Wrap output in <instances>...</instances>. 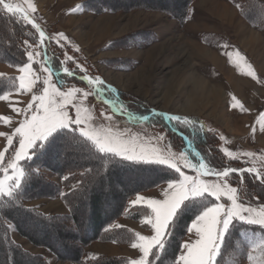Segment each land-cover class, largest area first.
Masks as SVG:
<instances>
[{"label": "rangeland", "instance_id": "1", "mask_svg": "<svg viewBox=\"0 0 264 264\" xmlns=\"http://www.w3.org/2000/svg\"><path fill=\"white\" fill-rule=\"evenodd\" d=\"M5 2L21 9L18 15L15 14L16 20L20 23L32 27L23 19L28 15L34 17V22L44 31L43 42L39 32L36 31V43L24 44L27 51L41 53L40 56L34 57L31 67L42 79L49 75L47 71L41 69L42 64L45 68H50V59L45 64L47 57L45 49L48 48L59 54V60L64 59L65 53L73 56L81 67L87 69L90 78L99 77L103 81L101 86L103 91L100 93L93 92L87 97L82 93L75 94L81 115L89 118L88 126L95 129L98 134H108L125 142L137 154L145 151L154 155L172 157L170 163L177 165L185 175L195 177L197 171L189 167V164L198 166L201 162L189 152L191 146L185 149L183 146L175 147L170 144L163 127L154 123L157 121L156 118L161 117L152 115V111L196 117L204 123L206 130L216 134L218 149L227 160L246 163L249 165L248 169L256 174L258 171H264V149L259 145L261 143L259 137L264 136V17L254 23L247 22L241 16L242 3L239 0H192L188 14L182 21L168 14L169 11L179 12L177 0H5ZM29 3L36 8L35 13L29 9ZM103 3L108 4L111 10H106L104 7L103 10L94 12L89 8L91 4L99 7ZM0 7L3 9L1 5ZM59 33H63L67 40H61L58 44ZM18 68L0 63V71L8 72L2 75L13 76L17 81L16 90L4 94L7 96L6 100H0V117H11L7 123L0 121V132L8 135H11L14 127L19 126V122L24 119V116L13 111V108L23 109L30 103H35L32 101L33 93L20 94L17 91L18 77L22 75ZM65 68L74 70L77 75L75 80L67 76L64 72ZM83 74L72 61H67L61 64L58 71L51 70L50 79L55 83L53 77H58L57 87L64 92L70 91L73 87L87 91L90 86L86 81L80 80ZM42 79L37 82V87L41 91ZM198 85L202 89L200 88L197 93ZM109 89L123 93L121 100L132 99L131 103L141 105L149 111L148 119L151 117L154 119L142 120L135 111L139 113L140 106L135 110L122 106L117 103L116 98L111 95L113 91ZM33 92H36V88ZM212 92L217 93V102L211 98L208 100ZM196 94L202 97V101L199 98L197 100ZM203 99L207 101L204 102ZM105 101H113L114 104L109 105ZM72 114H75L74 107ZM13 140L15 141L16 137H13ZM16 146L18 147V144ZM10 147L6 138L0 136V151L7 149L4 167H7L9 158L14 155L11 150L9 151ZM56 155L59 157L58 154ZM116 157L123 159L120 156ZM72 159L80 165H84L88 160L81 156ZM159 165L177 173L174 181L182 179L175 167H169L168 164ZM207 169L206 167L200 169L202 181L216 184L226 182L229 187L237 189V195L242 202H245L246 193L242 180L234 179L238 184L232 186L233 180L230 176L225 181L213 173H208ZM15 174L10 168L7 171L0 168V180L4 181L5 189L11 184V178ZM45 175L57 185L62 183V179L55 175ZM132 179L133 176L126 175L122 179H117L118 181H113L111 185L104 183L102 188L92 193V195H100L99 207L102 212L106 214L112 208V204L117 202L115 198H110L109 193L116 192L120 188L128 189L135 182ZM139 181L142 183L146 180L141 176ZM168 183L136 194L127 200L124 214L117 220L122 218L120 221L124 222L119 224L123 223L125 227H130L126 229L135 234L129 239L131 240L129 244L96 241L83 250L82 259L91 261L97 256L123 258L126 259L124 264L139 259L141 255L139 248L131 247L133 243H143L138 240L137 234L147 239H151L154 235L151 226L143 222L146 216L154 215L147 201H162L165 198L163 191ZM73 186L74 184H71L69 187L73 188ZM69 187L63 192L69 191ZM137 196L142 199L133 204L132 201ZM209 198L214 200L212 197ZM82 200L81 211L89 216L90 201L87 196ZM221 201L230 203L226 196H223ZM60 202L59 199L41 198L25 202V205L47 215H67L66 207ZM259 203L255 200L250 206L255 209L252 213L255 216L259 215L262 206ZM136 206L146 207L149 213L146 212L145 216L133 221L126 215ZM241 223L244 224L233 221L230 225L229 228L238 229L235 234L229 230L226 232L216 264H264V228L259 225H249L256 227V230H251L247 224H244L247 225L244 227ZM111 225L109 227L113 228ZM28 226H21L22 230L33 237H42L49 243L61 241L49 234L45 227L36 225L28 228ZM242 227L244 230H240ZM9 230L11 241L22 250L42 257L47 264H62L58 263L52 253L45 248L31 245L26 239L21 238L12 226ZM197 238L195 229L192 233L187 231L177 258L184 251L183 245ZM0 264H3L2 256H0ZM16 264L27 263L17 259ZM172 264H175V261Z\"/></svg>", "mask_w": 264, "mask_h": 264}, {"label": "trees", "instance_id": "2", "mask_svg": "<svg viewBox=\"0 0 264 264\" xmlns=\"http://www.w3.org/2000/svg\"><path fill=\"white\" fill-rule=\"evenodd\" d=\"M191 1L177 0V5L180 7L179 12L169 11L168 14L178 21L184 20L188 14ZM239 1L242 3L241 16L247 22L254 23L259 18L264 17L263 1ZM107 5L103 3L96 7L97 5L91 4L89 8L94 12L95 10L101 11L104 7L106 10H111ZM1 6L3 7V5ZM16 14L18 15V13ZM15 16L5 12L0 7V63L7 64L10 67H20L27 62L24 44L27 41L34 45L37 38L36 30L20 23ZM126 43L128 44V42ZM45 54L50 57L51 70L53 72L58 71L61 66L59 54L48 48L45 49ZM76 77L77 75L73 76V79L75 80ZM57 78L54 76L53 80L59 86ZM16 86L15 77L0 75V95L15 91ZM111 95L116 98L117 103L130 110H135L137 106H140L139 113L135 110L140 117L149 116V111L141 105L131 103L132 99L121 100V97L124 96L123 93L111 92ZM179 117L194 120L196 123L188 125L178 121L165 122L162 118H156L157 121H154V123L163 127L162 129L167 133L170 144L175 147L183 146L185 149L191 146L189 152L194 157H198L199 162L202 161L206 168H213L217 171H222L225 168L248 169L247 166L249 165L246 163L226 159L218 149L216 134L206 130L202 121L196 117ZM151 119H154V117L149 118L147 121H152ZM11 148L12 146L9 151ZM77 156L85 157L88 160L84 165H80L72 159V157ZM194 162L198 163L195 160ZM21 166L25 171V176L20 187L11 198L0 197V256H2L3 264H16L17 259H21L27 264H47L42 257L29 254L11 241L9 236L10 226L31 245L45 248L52 253L58 263L124 264L126 259L104 256H97L91 261H85L82 259L83 250L96 241L129 244L131 241L129 239H132L135 234H132L126 228L109 227L124 214L127 200L163 183L174 181L177 175L174 170L159 164L126 162L112 154H97L90 141H86L78 134L74 135L62 129L56 130L47 137L42 142V146L40 144L34 146L31 150V159L22 161ZM34 169H39V171ZM84 169H92L94 172L102 171L100 175L95 177L93 182L89 183L85 177L80 176L81 171ZM146 173L149 175H146ZM45 174H52L61 178V186L48 180ZM257 174H264V171H258ZM126 175L133 176L132 181H135L134 184L126 190L120 188L116 192L109 193L110 198H115L117 202L112 204V208L105 214L99 207L100 195H92V193L102 188L104 183L111 185L113 181H118L117 179H122ZM255 175L256 173H253V171L231 172L229 174L233 180L232 186L238 184L234 179L242 180V186L246 193L245 205L252 206L256 200L264 206V184L254 179ZM141 176L146 181L138 182ZM64 177H68V179H63ZM71 184H74V186L82 184L83 186L70 188ZM68 187L70 190L63 192ZM85 196L88 197L91 205L89 216L81 211L82 198ZM256 197L260 199L257 200ZM41 198L59 199L66 207L68 214L47 215L25 205V202ZM211 202L214 203L215 201L203 196L189 199L181 204L168 226L167 235L163 241L164 247L159 250L153 249L154 252L149 258L152 264H172L175 261L181 249V242L187 234L189 224L205 210L206 206H210ZM146 212H148L146 207L136 206L131 208L126 216L128 219L137 221L145 216ZM26 225H29L28 228L36 225L45 227L48 229L49 234L56 236L61 241L49 243L42 237H33L27 231L22 230L21 226ZM242 225L244 226V224ZM244 227L240 230H244ZM249 227L251 230H256V227ZM237 229L234 227L228 230L235 234Z\"/></svg>", "mask_w": 264, "mask_h": 264}, {"label": "snow or ice", "instance_id": "3", "mask_svg": "<svg viewBox=\"0 0 264 264\" xmlns=\"http://www.w3.org/2000/svg\"><path fill=\"white\" fill-rule=\"evenodd\" d=\"M0 5H3V10L5 12L12 13L13 15L21 11L18 6L6 3L5 0H0ZM28 7L35 13L36 8L31 3L28 4ZM23 19L30 24L33 29L39 32L41 42H43L45 34L43 29L34 22L35 18L25 15ZM61 40H67V37H65L63 33L58 34L57 43L59 44ZM25 43H27V41ZM29 47H31V45H29ZM40 55L41 53L39 51H27L28 62L18 68V71L22 75L18 77L19 88L17 91H19L20 94L24 92L33 93L32 101L35 103H30L27 108L23 109L13 108V111L22 114L24 119L19 122V126L14 127V131L11 135L0 132V136H4L8 144L12 146L11 151L14 154L9 158L7 167H4L5 152L7 149L5 151H0V168H3L4 171L10 168L13 173H16L11 178L12 182L8 185L7 189L4 188V181L0 180V197L11 198L20 187L25 176V171L21 166V162L31 159V150L34 146L37 144L42 146V142L47 137L57 129H62L74 135L78 134L86 141H90L97 154H112L131 161L168 164L169 167H175L176 171L180 173L182 179L168 183L167 188L163 191L165 198L162 201H147V205L151 208L154 215L146 216L143 222L151 226L154 235L151 239H147L145 236L137 234L138 240L143 241V243H133L131 247L134 249L139 248L141 255L139 259L131 260L130 264H152L149 258L154 252L153 249L159 250L164 247L163 241L167 235L170 222L181 204L190 198L206 196L208 198H214L215 202H211L210 206H206L205 210L192 222L191 227L187 228L189 233H192L193 229H195L198 238L193 242L183 245L184 251H182L181 255L175 260V264H216L217 255L221 248L223 238L233 221L243 222L247 225H259L261 228H264V206H261L259 215L255 216L252 214L255 209L246 206L245 203L241 201V198L237 195L236 188L229 187L226 182L216 184L202 181L200 179V169L205 168L202 161L198 166L189 164V167L197 171L195 177H190L185 175L177 165L170 163L172 157L154 155L145 151H141L137 154L133 149H130L125 142L108 134H98L95 129L88 126L89 118L81 115V108L76 103L75 94L82 93L84 97H87L93 94V92L100 93L103 91L101 87L103 86V81L100 80L99 77L90 78L87 74V69L81 67L73 56L65 53L64 59L61 60L60 63L63 65L67 61H72L76 67L80 69V72L84 73L80 76V80L86 81L90 87L87 91L78 87H73L70 91L64 92L57 87L56 83L51 81V68H45L44 64L41 65V69L47 71L49 74L48 77L43 79L33 71L31 63L34 57ZM49 59L50 57L45 58V64H47ZM64 72L67 73L68 77L76 75L74 71L68 68H65ZM41 79L43 84L42 91L37 87V82L41 81ZM34 88H36V92H33ZM109 90L115 91L114 89ZM6 99L7 96L0 95V100ZM105 103L109 105L114 104L113 101H105ZM73 107L75 108L74 115L72 114ZM152 115L160 116L162 119L170 122L178 121L188 125L196 123V121L191 119H181L179 116L159 113L154 110L152 111ZM141 119L147 121L148 116L144 115ZM10 120L11 117L8 116L0 117V121H4L5 123ZM10 127L13 126L10 125ZM13 137H16L15 141ZM159 139L162 140L163 137H159ZM221 139L224 138L221 137ZM17 144L18 147L16 146ZM229 155L232 154L229 153ZM245 155L250 154L245 153ZM181 158H183V156ZM34 170L39 171V169ZM101 171L102 170H100V172H94L92 169H84L81 171L80 176L85 177L88 182L91 183L97 175L101 174ZM244 171L251 172L252 170L225 168L222 171H217L213 168L207 169L208 173H213L225 181L231 172L243 173ZM65 179H68V177H65ZM254 179L264 184V174H256ZM82 186L81 184L74 187L79 188ZM223 196H226L230 203L222 202L221 198ZM141 199L142 197L137 196L132 203L136 204V202ZM256 199L259 200L260 198L256 197ZM249 259H251V257H249Z\"/></svg>", "mask_w": 264, "mask_h": 264}, {"label": "crops", "instance_id": "4", "mask_svg": "<svg viewBox=\"0 0 264 264\" xmlns=\"http://www.w3.org/2000/svg\"><path fill=\"white\" fill-rule=\"evenodd\" d=\"M261 1H263L264 2V0H261ZM251 37V36H250ZM8 72H6V71H0V74L2 75V74H7ZM236 132H237V130H236ZM259 140H260V146H261V148H263L264 149V136H262V137H259ZM60 201V200H59ZM61 203V202H60ZM40 211V210H39ZM40 212H42V211H40ZM43 214H47V213H43ZM122 218H120L119 220H116L112 225H111V227H113V228H120V227H125V224L124 225H122V224H119V222H124L123 220L122 221H120ZM117 226H119V227H117ZM128 227V226H127ZM127 227H125V228H127ZM128 228H130V227H128ZM114 246V245H113ZM181 255V254H180ZM179 255V256H180ZM178 256V257H179Z\"/></svg>", "mask_w": 264, "mask_h": 264}, {"label": "bare ground", "instance_id": "5", "mask_svg": "<svg viewBox=\"0 0 264 264\" xmlns=\"http://www.w3.org/2000/svg\"><path fill=\"white\" fill-rule=\"evenodd\" d=\"M200 88L202 89V87H201L200 85H198V86L196 87V92H197V93L201 90ZM204 95H205V94H204ZM195 97L197 98V100H198V98H199L200 101H202V97H201L200 95L197 96V94H196ZM209 98H211L214 102H217V100H218V95H217L216 92H212V96L208 97V100H210ZM204 99H205V98H204ZM204 99H203L204 102L207 101V100H204Z\"/></svg>", "mask_w": 264, "mask_h": 264}]
</instances>
